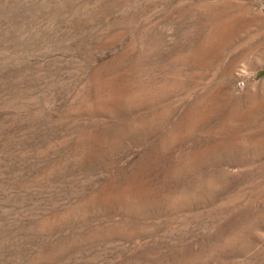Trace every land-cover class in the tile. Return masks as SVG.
I'll return each instance as SVG.
<instances>
[{
    "label": "rangeland",
    "instance_id": "rangeland-1",
    "mask_svg": "<svg viewBox=\"0 0 264 264\" xmlns=\"http://www.w3.org/2000/svg\"><path fill=\"white\" fill-rule=\"evenodd\" d=\"M0 264H264V0H0Z\"/></svg>",
    "mask_w": 264,
    "mask_h": 264
},
{
    "label": "built area",
    "instance_id": "built-area-1",
    "mask_svg": "<svg viewBox=\"0 0 264 264\" xmlns=\"http://www.w3.org/2000/svg\"><path fill=\"white\" fill-rule=\"evenodd\" d=\"M243 85V81H238V86L241 87Z\"/></svg>",
    "mask_w": 264,
    "mask_h": 264
}]
</instances>
